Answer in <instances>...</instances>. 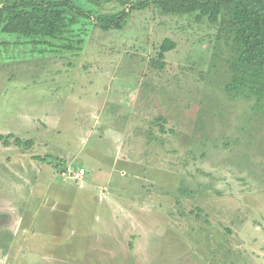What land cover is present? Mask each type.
<instances>
[{"label":"rangeland","instance_id":"1","mask_svg":"<svg viewBox=\"0 0 264 264\" xmlns=\"http://www.w3.org/2000/svg\"><path fill=\"white\" fill-rule=\"evenodd\" d=\"M75 2L91 19L61 40L0 33V134L32 142L0 143V264H264V101L224 93L229 44L155 7L102 29L124 6Z\"/></svg>","mask_w":264,"mask_h":264},{"label":"trees","instance_id":"2","mask_svg":"<svg viewBox=\"0 0 264 264\" xmlns=\"http://www.w3.org/2000/svg\"><path fill=\"white\" fill-rule=\"evenodd\" d=\"M106 1H116L124 8L117 13L92 15L102 29H122L132 11L152 7L163 15H193L197 22L206 20L216 28L217 38L230 47L231 56L226 61L230 78L224 93L230 99L255 98L257 107L261 108L264 101V0ZM79 18L91 19V15L75 0H7L0 4V33L20 36L34 47L51 44L52 40H61L70 34ZM175 48V42L166 39L151 64L164 68L166 54ZM12 142L24 148L32 145L31 141L0 134V143L8 146ZM52 165L55 169L62 167L60 163Z\"/></svg>","mask_w":264,"mask_h":264},{"label":"built area","instance_id":"3","mask_svg":"<svg viewBox=\"0 0 264 264\" xmlns=\"http://www.w3.org/2000/svg\"><path fill=\"white\" fill-rule=\"evenodd\" d=\"M86 169H69V170H61L60 177L63 180L73 181L74 183H79L83 180V177L86 175Z\"/></svg>","mask_w":264,"mask_h":264},{"label":"flooded vegetation","instance_id":"4","mask_svg":"<svg viewBox=\"0 0 264 264\" xmlns=\"http://www.w3.org/2000/svg\"><path fill=\"white\" fill-rule=\"evenodd\" d=\"M3 226H4V223L2 222V223L0 224V228L3 227Z\"/></svg>","mask_w":264,"mask_h":264}]
</instances>
